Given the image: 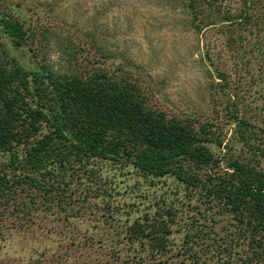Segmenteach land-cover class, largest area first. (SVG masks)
<instances>
[{
  "label": "rangeland",
  "instance_id": "374dc122",
  "mask_svg": "<svg viewBox=\"0 0 264 264\" xmlns=\"http://www.w3.org/2000/svg\"><path fill=\"white\" fill-rule=\"evenodd\" d=\"M254 1L249 24L230 20L244 8L242 0H206L199 9L212 24L202 27L201 15L194 26L190 0H0V9L52 40L45 45L39 36L19 47L3 41L9 57L27 68L45 56L62 72L65 45L84 60L91 55V63H102L104 49L114 57L105 66L120 62L131 71L150 105L213 141L207 146L215 158L240 156L264 170V0ZM234 109L248 125L235 122ZM26 152L24 146L0 151V264L226 263L207 245L233 241L234 221L200 190H186L174 177L137 178L130 167L105 164L95 191L83 172L53 181L59 165L47 163L43 175ZM28 177L48 182L32 185ZM158 217H168L170 231L151 232ZM131 224L137 234L128 232ZM163 238L167 250L153 251Z\"/></svg>",
  "mask_w": 264,
  "mask_h": 264
},
{
  "label": "trees",
  "instance_id": "16d2710c",
  "mask_svg": "<svg viewBox=\"0 0 264 264\" xmlns=\"http://www.w3.org/2000/svg\"><path fill=\"white\" fill-rule=\"evenodd\" d=\"M190 1L194 26H210L199 9L206 0ZM242 1L244 8L237 17L221 16V21L252 23L255 1ZM29 25L11 9H0V151L24 146L31 167L41 174L47 163L58 164L61 172L53 181L70 177V171L79 176L83 172L95 191L101 190L96 186L102 181L105 164L122 170L130 167L137 178L174 177L186 190L209 195L234 221V240L209 244L208 251L227 257L224 264H264V170L240 156L226 157L225 153L219 156L221 160L215 158L207 146L213 141L204 139L180 117L150 105L146 90L131 71L120 62L105 66L104 62L114 57L106 55L104 49H99L102 63L96 59L91 63V55L84 60L74 45H65L63 53L68 60L63 72L44 55L32 68L10 58L3 41L6 37L15 47L39 36L46 40L45 45L52 42L46 30ZM239 115L240 110L234 109L235 122L248 125ZM240 138L249 144L245 132ZM27 179L32 185L48 182ZM8 183L1 186L5 194ZM139 184L141 180L136 181ZM167 219L158 217L151 232L157 234V228L170 231ZM137 230L135 224L128 228L130 234H137ZM167 245L164 238L158 239L151 249L160 253ZM242 250L247 251L244 259Z\"/></svg>",
  "mask_w": 264,
  "mask_h": 264
}]
</instances>
